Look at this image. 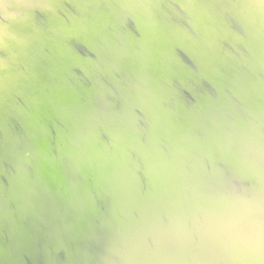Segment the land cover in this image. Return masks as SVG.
<instances>
[{
  "label": "water",
  "instance_id": "water-1",
  "mask_svg": "<svg viewBox=\"0 0 264 264\" xmlns=\"http://www.w3.org/2000/svg\"><path fill=\"white\" fill-rule=\"evenodd\" d=\"M17 1L22 3L16 5ZM62 35L64 40L60 41ZM168 67L184 69L180 86L190 85L204 93H210L208 85L214 76L227 75L224 72L228 70L240 75L226 76L232 86L252 89L249 80L264 77V0H0V237L7 232L9 235L12 222L11 226L19 229L22 220L34 216V212L44 225L41 228H51L53 222L48 223L46 213L63 205L62 201L72 194L96 196L106 174L110 183L102 192L107 199L96 198L86 211L89 227L96 224L98 228L91 234L92 243L85 246L81 264L88 263L90 257L101 258L102 251L97 255L87 253L90 246L100 244L101 237L108 242H101V249L110 248L121 255L126 248L131 251L129 259L119 255L114 264H207L231 249L229 239L224 238L230 232L235 236L242 232V227L237 228L241 220L250 221L249 235L258 233L259 225L264 224V184L256 192L245 184L261 180L258 168L264 164V137L259 145L254 142V157L251 152L215 157L211 166L217 185L214 192L203 187L212 185L208 173L174 175L176 183L185 187L183 201L190 198L188 205L199 212L183 214L184 222L170 206L161 210V206L117 204L114 196H121L116 192L113 195V190L122 181L113 172L108 174L104 165L99 166L107 156L94 161L83 154L89 132L95 130L106 152L118 155L117 143L122 139L115 140L113 135L121 124H134L133 120L122 122L124 116L132 114L128 108L131 98L150 79L165 77ZM243 72L248 77L239 74ZM262 81L254 84L264 86V78ZM233 89L229 86L227 91ZM225 100L234 102L236 96ZM189 128L186 142L191 146L201 139L196 129ZM238 146L243 147V142ZM128 158L132 160L133 155ZM114 161L109 156L108 167L114 166ZM225 162L238 165L231 169ZM244 172L253 174V178H240ZM172 189L179 194L174 186ZM203 195H210V211L198 201H203ZM241 202L248 205L240 207ZM68 203L76 205L74 201ZM141 209L156 211L139 219L148 215ZM111 211L127 216L119 213L109 218ZM170 213L179 223L169 220ZM80 214L73 212L67 217ZM102 218L100 223L98 219ZM165 220L174 235L154 226L155 221ZM118 225L135 228L126 236L116 232L110 238L109 231ZM221 230L227 234L223 235L225 242L220 237L211 244ZM181 235L188 240L180 242ZM256 243L241 247V262L262 264L257 255H264V243ZM170 249L180 257L163 253ZM77 254L71 253L62 264L75 262ZM94 262L97 264V260Z\"/></svg>",
  "mask_w": 264,
  "mask_h": 264
},
{
  "label": "bare ground",
  "instance_id": "bare-ground-1",
  "mask_svg": "<svg viewBox=\"0 0 264 264\" xmlns=\"http://www.w3.org/2000/svg\"><path fill=\"white\" fill-rule=\"evenodd\" d=\"M21 3L22 1H17L16 5ZM80 17L83 18L84 15L80 13ZM68 37L70 40L71 35ZM62 38H64V35H62L60 41L64 40ZM164 70L165 77H157L155 80L150 79L148 83L143 85L145 87L139 91L137 96L131 98L128 108L129 113L132 114L124 116L122 122L133 120L134 124H121L113 135L115 140L122 139L120 143L119 141L117 143V149H120L118 150V155H109L106 152V148L101 145L100 140L97 138L98 136H95V130L89 132V144L83 154L87 159H93L94 161L96 158L100 159L102 155H104L103 158L107 156L103 162L99 161L102 163H98L99 166L102 167L104 165L106 169L108 168V174L113 172L116 177L119 176L117 177L118 180L122 181L117 183V189L113 190V195L116 192V195L119 194L121 196V199H118L119 196H114L117 199V204L119 202L123 204L132 203L131 205H135L136 208H158V206H161V210H165L170 206L178 213L180 218L178 220L184 222L183 214L190 215L198 214L199 212L192 208V204L191 206L188 205L187 201H190V198L183 201L185 187H181L176 183L174 175L187 176L190 171H194L195 176L208 173L205 176L208 177L207 179L212 185L207 187L204 184L203 187L205 190L212 189L214 192L217 185H215L216 179L211 166L216 162L215 157L223 159L239 154L238 152H251L249 153L250 156L254 157V152L251 150L256 145L254 142L259 145L264 137V105H262L264 103V86L263 84L255 85L254 82L256 80L263 82L264 77L256 76L250 79L249 82L253 85L249 84V86H254L252 89L236 88L235 85L232 86L233 82L230 81L231 79L226 76L230 75L237 78L240 75H237L238 73L233 70H228L224 72L227 75L214 76V79L210 80L208 85L209 90H211L210 93H204L190 85H179L178 81L184 75L182 74L185 72L184 69L168 67ZM239 74L248 77L244 72ZM240 80L239 78L238 81ZM229 86L235 87V89L227 91ZM234 96H236L234 102H226L225 99L227 97ZM219 98L225 101H219ZM203 109L204 111H202ZM195 119H197L196 121L199 124L193 125ZM189 126L197 130L195 134L199 135L201 139L197 144H192L191 146L186 142L187 133H190L188 130L190 129ZM227 142L235 144H227ZM241 142H243V147L238 146ZM132 155L133 159L129 161L128 156ZM109 156L115 159L113 162V165H115L112 167H108L109 163L106 162ZM132 162L135 163V166H138L134 168L131 165ZM225 164L231 169L238 165V163L233 162H225ZM165 168H168V170H164ZM258 170L261 171L259 183L253 185L245 184L247 189L255 192L260 191V187L264 184V164ZM252 175H246L244 172L239 174V177L251 179L253 178ZM102 181V188L97 190L96 196L84 195L81 194L82 192L78 195L72 194L62 201L61 204L63 205H58L59 207H55V210L46 213V215H49L48 223L53 222L51 228L50 226L41 228V225H44L40 222V218L35 216L36 212H34V216L25 217L19 229H14L11 226L14 223L12 222L10 224L11 228H9V235L7 232L5 236L0 237V247H3L2 249L0 248V264H62L64 258L71 256V253L75 252L78 253V258L76 257L77 260L71 264H81L85 246L92 243L94 236L91 234L98 228L96 224L89 227L87 223L89 217L86 216V211L88 212L91 204L93 206V200L96 198L103 199L102 190L110 183L107 179V174ZM172 186L178 191V195L173 193ZM123 187L124 190L121 191L120 189ZM196 196L203 198L199 194H196ZM209 196H204L203 201L198 200L203 205L201 207L205 206L208 210L211 209ZM104 198L107 199L105 196ZM210 198L213 206L219 210L220 207L214 202L212 197ZM106 199H103V201ZM69 200L74 201L76 205L70 206ZM244 205H248V203H240V207ZM184 206H187V208L182 211L181 209ZM141 210L147 212L148 215L139 217V219L151 216L156 211L151 209ZM78 211L82 212L78 217H72L73 219L67 217L71 213ZM119 213L127 216L120 211L114 213L111 211L108 215L109 218H114V215ZM223 214L226 215L224 211ZM262 214V212L259 213L258 217ZM136 218L138 217H134L135 220ZM103 219L105 218L98 219V221L101 223ZM169 220H172L173 224L179 223L173 213L169 214ZM195 221L198 222L196 217ZM166 223V220L155 221L154 226L174 235V229L166 225ZM249 223V220L247 222L241 220L237 228L242 227V232L236 236L234 232H230L229 237L224 238L225 240L229 239V247L231 249L220 252L207 264H245L246 261H243L245 262L243 263L241 259L239 260L243 254L241 247H253L254 245L257 246L256 241L261 242L257 234L249 235L251 233V228H247ZM251 224H254V222ZM250 227L254 226L251 225ZM134 228L133 225H118L111 229L108 234L110 238H114L116 232L121 236H126ZM0 230H3V228H0ZM142 230L139 229V231ZM150 230L152 231L153 229ZM81 232L86 234H80ZM224 234L226 233L221 230L218 236L212 237L213 239L210 243L215 244L220 237V241L225 242L223 240ZM55 235L57 237H54ZM46 236H50V238H45ZM79 239H83L84 243L81 244ZM105 239L108 241V236ZM158 240L161 241L162 239L159 238ZM183 240L187 241L188 239L186 240L184 235H181L180 242ZM248 240L252 241V243L248 242ZM50 242H54L56 245L51 246L49 245ZM101 242L108 244V242H104L102 237L100 244ZM156 242L158 241H152L151 243L154 244ZM47 244L49 246L44 247ZM100 244L96 243L93 247L90 246L87 253L97 255L102 251L101 258L97 259L94 256L92 259L90 257L88 263L85 264H96L94 260H97V264H114L118 261L116 259L117 256L120 255L122 258L125 255L129 259L131 255V251L126 250L128 248L124 249L125 254L121 255L122 252L115 253L110 248L107 251L103 248L101 249ZM7 252L9 253V260H7ZM57 252L60 257L56 259ZM163 253L166 255L170 254L173 257H180L181 255L171 249ZM257 257L259 258L258 263L264 264V255L258 254ZM231 261L233 262L231 263Z\"/></svg>",
  "mask_w": 264,
  "mask_h": 264
},
{
  "label": "clouds",
  "instance_id": "clouds-1",
  "mask_svg": "<svg viewBox=\"0 0 264 264\" xmlns=\"http://www.w3.org/2000/svg\"><path fill=\"white\" fill-rule=\"evenodd\" d=\"M258 236L262 243H264V224L259 225Z\"/></svg>",
  "mask_w": 264,
  "mask_h": 264
}]
</instances>
